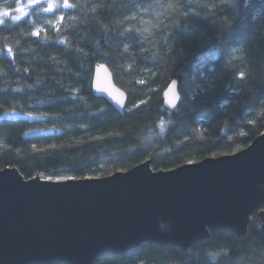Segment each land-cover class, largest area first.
I'll use <instances>...</instances> for the list:
<instances>
[{
  "label": "trees",
  "instance_id": "trees-1",
  "mask_svg": "<svg viewBox=\"0 0 264 264\" xmlns=\"http://www.w3.org/2000/svg\"><path fill=\"white\" fill-rule=\"evenodd\" d=\"M50 2L61 7L44 12ZM68 2L0 0L12 15L31 14L0 25V171L51 180L146 162L167 171L234 154L264 133V0ZM97 64L127 92L123 114L93 95ZM173 79L175 111L161 100ZM32 130L40 136L24 138ZM263 210L242 237L212 230L187 250L144 243L93 264H264Z\"/></svg>",
  "mask_w": 264,
  "mask_h": 264
},
{
  "label": "water",
  "instance_id": "water-1",
  "mask_svg": "<svg viewBox=\"0 0 264 264\" xmlns=\"http://www.w3.org/2000/svg\"><path fill=\"white\" fill-rule=\"evenodd\" d=\"M92 92L125 112L128 94L108 66H95ZM161 100L176 110L177 80ZM39 136L32 130L24 138ZM261 207L264 133L234 154L167 171L146 162L104 178L51 180L6 169L0 171V264H93L144 243L187 250L212 230L244 236ZM261 215L264 221V210Z\"/></svg>",
  "mask_w": 264,
  "mask_h": 264
},
{
  "label": "snow or ice",
  "instance_id": "snow-or-ice-1",
  "mask_svg": "<svg viewBox=\"0 0 264 264\" xmlns=\"http://www.w3.org/2000/svg\"><path fill=\"white\" fill-rule=\"evenodd\" d=\"M28 6H29V7H34V6H35V7H38L39 5H37L36 0H28ZM58 7H61V5H54V4H52V3H48L47 7L44 8L43 11H44V12H51V11H53L54 8H58ZM62 7H63V8H72L73 5L70 4V3L68 2V0H64V3H63V5H62ZM16 11H17L19 14H18V15H12V14L9 12V10H8V8H7L6 5H5L2 9H0V25H4V23H5V19H6V18H9V17H10V19H11V21H12L13 23H16V22L21 21L22 18L31 15V14L28 12V9L25 8V7H19V8H17ZM59 19H60V20H63V16H61ZM58 30H59V26L57 25V31H58ZM41 31H42V29H41L40 27H37V28H35V30L31 33V35H32V36H35V37H39V36L41 35ZM45 37H46V33H45ZM17 43H19V41H17ZM7 53H8L9 56L12 55V48H11V47H8V48H7ZM119 103H120L121 105H123L124 102H123V100H121V101H119ZM53 147H55V146H53ZM221 251H223V250H221ZM216 253H219V256L221 255V252H220V251H218V252H213V253H212V257H213L214 260H215V258H217ZM219 256H218V257H219Z\"/></svg>",
  "mask_w": 264,
  "mask_h": 264
},
{
  "label": "clouds",
  "instance_id": "clouds-1",
  "mask_svg": "<svg viewBox=\"0 0 264 264\" xmlns=\"http://www.w3.org/2000/svg\"><path fill=\"white\" fill-rule=\"evenodd\" d=\"M217 257L219 256V253H216Z\"/></svg>",
  "mask_w": 264,
  "mask_h": 264
},
{
  "label": "rangeland",
  "instance_id": "rangeland-1",
  "mask_svg": "<svg viewBox=\"0 0 264 264\" xmlns=\"http://www.w3.org/2000/svg\"><path fill=\"white\" fill-rule=\"evenodd\" d=\"M50 3H52V2H50ZM53 4V3H52Z\"/></svg>",
  "mask_w": 264,
  "mask_h": 264
}]
</instances>
